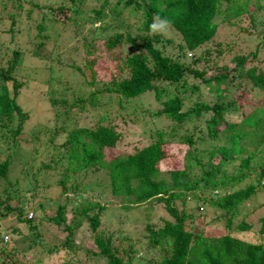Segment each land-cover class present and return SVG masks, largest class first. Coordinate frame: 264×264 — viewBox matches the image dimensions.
Wrapping results in <instances>:
<instances>
[{"label":"trees","instance_id":"obj_1","mask_svg":"<svg viewBox=\"0 0 264 264\" xmlns=\"http://www.w3.org/2000/svg\"><path fill=\"white\" fill-rule=\"evenodd\" d=\"M88 1L46 0L42 3L49 4L44 6L39 0H0L1 8L12 10L8 30L15 43L13 58L0 63V132L13 123L9 135L3 132L0 136V178L19 172L9 177L7 187L0 186V245H5L0 264H22L15 260L18 254L27 257L24 264H43L51 255L64 256L61 264H132L134 260L145 264H264V206L258 205L263 213L252 209L259 215L257 221L248 217L254 196L264 189V162L258 163L260 171L253 180L238 187L247 180L256 155L251 151L241 157L248 151L241 144L242 128L253 125L251 128L260 129V142L264 143V111L260 109L264 106V19L259 11L264 0H104L98 8ZM25 3L31 6L24 8ZM230 4L233 18L219 22ZM108 15L110 23L117 21L115 27L126 31L108 39L89 30L84 37L85 54H78L77 59L73 54L78 48L66 58L53 57L54 48L47 50L51 39L58 42L72 28L74 34L84 31L75 24L76 18L103 23ZM156 15L168 19L169 29L180 35L176 47L182 54L175 59L164 52L166 43L173 42L166 39L165 43L160 33L150 29ZM50 24L53 32L43 35ZM221 24L223 34L229 37L237 31L254 41L256 48L240 54L231 42L224 48L219 42L218 60L213 61L211 50L191 63L184 60L189 52L195 54L218 37ZM107 29L101 24L100 30ZM124 35L134 52L125 61L129 77L98 78V68L114 61L121 48L115 45ZM28 48L29 55L22 50ZM202 60L203 69L192 66ZM191 76L195 81H189ZM148 92H153L163 107L153 116L164 118L168 125L161 131L152 130V141L141 148L123 150L122 128L128 126L124 120L135 115L137 108L130 105L139 103ZM25 94L34 97L35 103ZM32 105L37 109L27 108ZM76 110L99 117L98 123L79 125ZM114 112L119 114L118 122H111ZM32 124L35 130H29ZM37 138L38 152L51 148L54 158L27 170L31 175H22L21 167H15L19 150L23 143L26 147L36 144ZM220 139L224 144L207 146ZM172 141L183 150L182 164L161 170L160 162L167 158L163 145ZM237 161L240 171L229 177L224 168ZM44 175L58 178L55 185H46ZM27 186L32 191L40 187L52 196L57 194L51 202L56 205L51 215L40 216L33 205L11 204L23 196L21 190ZM100 190L113 201L93 199ZM197 190L200 193L189 195ZM189 202L202 217L211 208L215 215L211 222L226 232L208 236L195 231ZM145 207H158L166 216L159 213L156 220L149 210L143 217L138 215ZM116 212L120 216L114 224L129 222L133 233L121 227L117 232L100 230L102 214ZM132 217L135 219L130 220ZM20 224L26 232L35 231L31 240L21 237L22 242H17L16 237L24 233ZM84 225L89 226L92 237L77 242L76 235ZM39 228L54 231L50 246L40 242ZM236 230L255 232L258 239L244 240L236 236ZM58 233L64 237L58 239ZM11 240L15 244L9 248Z\"/></svg>","mask_w":264,"mask_h":264},{"label":"rangeland","instance_id":"obj_2","mask_svg":"<svg viewBox=\"0 0 264 264\" xmlns=\"http://www.w3.org/2000/svg\"><path fill=\"white\" fill-rule=\"evenodd\" d=\"M46 0H39V2H44ZM92 1V2H91ZM58 3V2H57ZM88 3H90V6L92 7H100L103 3L104 0H89ZM49 2L46 3H42V5H48ZM57 5V4H56ZM31 4L30 3H25V7H30ZM9 8V7H8ZM66 9V8H65ZM260 13L263 15V19H264V6L259 8ZM44 10V9H43ZM46 10V9H45ZM44 10V11H45ZM68 10V9H66ZM65 10V11H66ZM9 11L11 12V9H3L0 7V58L2 56V60L0 63H5V61L7 60V58L11 57L13 58L12 54V49L14 48L15 43L12 42L11 40V35L9 34V28L11 26V19L9 18ZM232 11H233V4H230L226 11L223 12L222 16H220V18L218 19L219 22H221V20H230L233 18L232 16ZM26 16V12L23 13ZM82 15V14H80ZM109 17V15H108ZM51 18V17H50ZM222 18V19H221ZM39 19V18H38ZM72 19H75V17H72ZM110 17L102 23L96 20H91L89 19V22H87L86 19H82V18H76V25L81 26L82 28H84L83 32L77 31L76 34H74L72 32V29L70 30V32L67 34H65V36L60 39L58 42L55 41V39H51L49 41L48 46L46 47L47 50H50L52 48H54L53 52H55V54L53 55V57H67L70 53L71 50H73L74 48H78L76 52H74L73 56L77 59V55L78 54H85L86 51V47H85V41H84V37H86V35L88 34L89 30H96L95 32V36L97 37H106L108 39H113L115 35H119L121 31L125 32L126 28H120L118 29L117 27H115L116 22L117 21H113L110 23ZM222 20V21H223ZM75 21V20H74ZM130 22L135 21L134 18H130L129 20ZM32 21H30L31 23ZM136 22V21H135ZM38 24L40 23L39 21L37 22ZM222 23V22H221ZM101 24H103L105 27H108L107 31H102L101 29ZM52 24L49 25V29H44L43 30V35L50 33V31L53 32L52 30ZM22 28H26V24L25 23H21ZM57 26V25H56ZM225 26H227L225 24ZM58 27V26H57ZM135 28L132 29V31ZM222 29H223V24L220 25L219 27V35L218 37H216L214 40H212L210 43H207L205 45H203L200 49H198L196 52H194L195 54H192V52H189V55L187 58H185L184 60H186L187 62L191 63L192 59L196 58V57H201L203 56V52L206 50H211V56L213 61L218 60V43L222 42V47L224 48L225 43L227 42H231L232 45H234V51H238L240 54L243 53H248L250 52L252 49L256 48L255 46V42L251 41L248 37H245L244 34H240L237 31L234 32L232 34V36H226V34L222 33ZM34 31V29L32 30V32ZM258 31V30H257ZM159 33V32H158ZM34 33H32L33 35ZM137 34V32L134 30V35ZM163 37V41L166 43V39H168V41L173 42L172 44H168L166 43V47L164 48V52L166 55L172 56L174 59L175 57L179 56L182 54V52L179 51V49L176 47L178 45V43H181V39H180V35L177 34L175 31H173L172 29H169L167 32L164 33H160ZM21 35H19L20 37ZM222 36V37H221ZM65 39V41H64ZM223 40H226L225 42H223ZM116 47H121L119 53L117 54V56L115 57L114 61H108L104 67H99L98 68V72H97V77L104 79V80H110L111 76H123L124 78L129 77V69L126 67L125 65V61L127 58L130 57L131 54H133L134 52L132 51V46L131 44L128 42L127 40V36H123L122 40L120 43H116L115 45ZM161 46V45H160ZM162 47V46H161ZM32 49V47H30ZM23 52L27 55H29L31 53V50L28 48L27 50L22 49ZM233 51V52H234ZM67 53V54H66ZM9 54V55H7ZM208 56V55H207ZM79 58V57H78ZM102 61H104L102 59ZM221 63V61L219 62ZM203 64H204V60H202L199 64H193L192 66L195 68H199V69H203ZM250 62H247V65H249ZM189 81L193 82L195 81V79L193 78V76L189 77ZM158 83V82H157ZM160 84L162 87H168L166 84L164 83H158ZM92 88V87H90ZM93 89V88H92ZM172 91V90H171ZM24 96L29 97L31 99V101L33 103H35V99L34 97H31V95L29 94H25ZM164 96V94H163ZM23 98V102L25 101V98ZM113 100H116L115 98H113ZM164 100V97H163ZM111 102V101H110ZM107 103V102H106ZM106 103L104 104L106 106ZM37 106H30L27 108H36ZM130 107H132V109H135V115H131L130 117L125 118L127 121L124 120V122L126 124H128L127 127H125L124 129L122 128L125 136L122 137L121 140V145L120 148L123 150H127V151H132L133 147H142L145 144L149 143L150 141H152V137H150V135H152V130H164V128L167 127L168 125V121L165 120L164 118H159L156 116H153L154 113L158 110H161L162 107V103L161 101H157L154 97V93L153 92H148L144 97H142L141 101L139 103L133 102ZM37 109V108H36ZM261 110L264 111V106L261 108ZM100 111V110H99ZM75 115L77 114V122L79 125H87V126H95L96 123H98L99 117H94L93 115H90L91 113H89L87 110H84L83 112H78L76 110V112H74ZM117 113V112H116ZM241 113V112H240ZM114 114V118L111 120L112 121H117V117L119 114ZM112 117H110L109 119H111ZM234 119H237V117L235 116ZM107 121V120H106ZM106 121H104L106 123ZM18 124V123H16ZM126 124H122V125H126ZM251 126H245L243 127V138L241 141L242 145H245L246 148L248 149L247 153H244L241 157H246L247 154L251 151H255L256 155L252 161V164L250 166L249 169H251L249 171V175L247 180L242 181V183L239 184L238 187H245L251 180H253V176L256 175V173H258L259 170V166L258 163L260 162H264V143L260 142V129H255L251 128ZM13 127V123H9V128ZM28 127H30L29 130L32 129H36L37 127L32 124L29 125ZM9 128H4L3 132L4 134H8ZM27 130V131H29ZM3 132H0V136H2ZM34 131H30V133H32ZM145 132V134H144ZM205 133V132H204ZM248 134V136H246ZM246 136V137H245ZM39 138V137H38ZM37 138V139H38ZM38 142L36 144H29L27 147L25 143L22 144V149L19 150V160L17 161V163L15 164L16 166H20L22 169V175L27 174V175H31L29 173H27V170H34L36 168H38L40 162L41 163H47L49 161H51L54 156H52L51 153V148L49 150L47 149H39L38 152V146H39V139L37 140ZM252 143H250V142ZM211 142V141H210ZM208 143L207 146L209 147H213V146H218L220 144H224L223 140H218L215 142H211ZM0 143L1 139H0ZM33 143V142H32ZM220 143V144H219ZM206 144H203V147H205ZM163 149L165 151V153L167 154V158H165L164 160H162L160 162V169L161 170H170L172 168L175 167H180L182 164V149L180 150V146L178 147L177 142L172 141V143L170 145L165 144L163 145ZM180 151H179V150ZM205 149V148H204ZM14 153V151L9 152L10 156H12ZM208 153L205 152V155H207ZM14 157V156H12ZM58 157V155L56 156ZM22 161H21V160ZM239 161L235 162V164L230 165V166H226L224 168V173H227L229 177H232L233 175H236L239 171ZM14 167V168H15ZM246 172H248V170H246ZM15 173V174H14ZM11 175H8V178H0V186L2 187H7V183L8 180L11 181V179H9V177L11 176V178H14L15 176H17L19 174V172H14ZM197 175V174H196ZM196 177V176H195ZM30 178V177H27ZM44 183L47 184H53L55 185V180H57L58 178H54L53 177H47L46 175H44L42 177ZM28 184L32 185V187L34 188L33 185V181H28ZM37 189V188H36ZM238 189V188H236ZM22 193L23 196L22 197H18V198H14L13 201L11 202V204L13 205H18L20 202L22 204L25 205H33V207L38 208L39 209V214L40 216H46L51 215L50 213L52 212V210L56 209V205L51 203L53 198L57 197V194H54L52 196V193L46 189H41L40 187H38V189L36 191H32L31 188L29 186H27V190L24 188H22ZM200 193L199 190L195 191V192H191L190 194H198ZM15 194V193H14ZM209 194V193H208ZM88 195V194H87ZM94 198L93 199H99L100 201L102 200H111V196L110 194L104 195L103 191H98V195L93 194ZM192 196V195H190ZM18 199L20 201H18ZM254 204L253 206L251 205L249 209H253V208H258L262 213V209L258 206V205H263L264 206V189L260 192L257 193V196H254ZM63 199H61L62 201ZM113 201V199L111 200ZM40 202H44L43 204L45 205V207L43 209H41L40 207ZM116 203H114L112 206H115ZM119 204V202L117 203ZM255 206V207H254ZM187 207H192L190 208L192 210V212L195 214V219L194 221H192V226L193 229L195 231H199V232H203L205 234H207L208 236H211V234H222L225 233V228L223 226H221L220 224H216L211 222L212 218L215 216L213 210H211V208L209 210H207L206 216L202 217L198 215V210L195 206V204L192 203H188ZM159 208L157 207L155 209V207H145L143 208V211L141 210L139 212L138 215H141L143 217V215L148 212H146V210H149L150 213L153 215H155V219L157 220L159 217V213L161 215L166 216L165 214H163V212L161 210H158ZM264 210V209H263ZM203 212V211H202ZM137 215V216H138ZM120 216L119 212H116L115 214L111 215H103L102 214V225L100 227V230L104 231L105 233H110V232H117V229L119 227L125 229L124 231H127V233H133V230L130 227V223L126 222V225L121 224V225H115L114 222L117 220V218ZM249 220L253 221H257L259 218L258 214L254 213V210L251 211V213L249 214ZM41 218V217H40ZM135 218L132 217L130 218V220H134ZM21 225V224H20ZM20 228L23 229V225L20 226ZM49 228V226L47 227V229ZM237 229V228H236ZM142 230V228L140 227L138 229V231L140 232ZM23 235L17 236L16 240L17 242H22L20 239L21 237H25L26 239H32V235L35 231H27L23 229ZM38 233H42L43 238H41L40 242L45 245V246H50V243L53 242L54 238H55V234L54 231L51 232H44L41 228H39V230H37ZM255 232H251V231H241L240 233L238 232V230L235 231L236 236L247 240V241H255L258 238L256 237V234H254ZM49 235V236H48ZM58 236V237H57ZM62 234L58 233L56 235V237L58 239H62L64 237H61ZM92 234L89 230V226L88 225H84L83 227H81L79 233H77L76 238H77V242H82L85 239H91ZM35 238V237H34ZM47 238L48 242L45 240ZM56 238V240H58ZM30 239V240H31ZM37 239V238H36ZM14 242V241H13ZM12 240L10 241L8 245V247L10 248L12 246V244L14 245L15 242L13 243ZM5 247V245H0V251L2 250V248ZM146 254V253H145ZM148 258L151 257V255L149 256V254L146 255ZM153 256V254H152ZM143 257V256H142ZM2 258V255L0 254V259ZM15 260H18L19 263L24 264L27 261V257L23 256L22 254H18L15 256ZM64 260V256H61L59 258L55 257L53 255L45 257L43 261H45L43 264H61V262ZM6 261H10L9 258H6ZM29 264V263H26ZM132 264H145V263H140L137 260H134ZM153 264V263H151Z\"/></svg>","mask_w":264,"mask_h":264},{"label":"clouds","instance_id":"obj_3","mask_svg":"<svg viewBox=\"0 0 264 264\" xmlns=\"http://www.w3.org/2000/svg\"><path fill=\"white\" fill-rule=\"evenodd\" d=\"M170 21L166 18H161L159 15L154 16L153 23L150 25V29L153 32L164 33L169 30Z\"/></svg>","mask_w":264,"mask_h":264}]
</instances>
